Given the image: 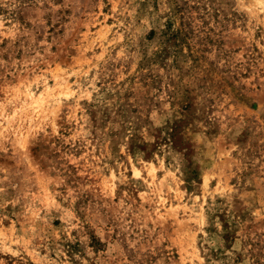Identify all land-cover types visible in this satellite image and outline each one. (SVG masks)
Here are the masks:
<instances>
[{"label":"rangeland","instance_id":"rangeland-1","mask_svg":"<svg viewBox=\"0 0 264 264\" xmlns=\"http://www.w3.org/2000/svg\"><path fill=\"white\" fill-rule=\"evenodd\" d=\"M0 264H264V0H0Z\"/></svg>","mask_w":264,"mask_h":264}]
</instances>
